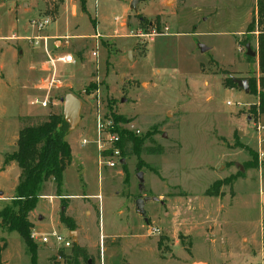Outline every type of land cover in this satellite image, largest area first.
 I'll use <instances>...</instances> for the list:
<instances>
[{"label": "rangeland", "instance_id": "obj_1", "mask_svg": "<svg viewBox=\"0 0 264 264\" xmlns=\"http://www.w3.org/2000/svg\"><path fill=\"white\" fill-rule=\"evenodd\" d=\"M257 1L142 0L136 11L133 0L0 2V170L20 130L63 112L66 95L82 101L61 197L44 185L34 231L77 239L88 264H264V116L250 112L254 95L225 86L261 80L258 56L246 55L248 42L258 53V34H246ZM45 17L38 32L31 22ZM98 114L111 133L148 135L146 151L100 164ZM20 174L16 164L0 172V212ZM140 196L159 199L145 217ZM0 239L3 262L31 264L18 233L0 229ZM51 245L33 242L38 264H71L72 248Z\"/></svg>", "mask_w": 264, "mask_h": 264}, {"label": "trees", "instance_id": "obj_2", "mask_svg": "<svg viewBox=\"0 0 264 264\" xmlns=\"http://www.w3.org/2000/svg\"><path fill=\"white\" fill-rule=\"evenodd\" d=\"M15 1L0 0V2ZM253 33L258 34L257 56L261 80L258 83L248 81V84L249 94L257 98V103L251 107L250 112L258 118L264 114V0L257 1L255 15L247 27L246 34ZM249 58L253 60L252 57ZM225 86L230 89L239 88L234 79H227ZM121 134L118 148L123 157L141 156L146 151L144 144L148 140V135L143 138L128 133ZM68 135L69 127L64 120L63 112L48 115L41 123L20 130L16 144L17 151L5 157L1 169L16 164L21 174L12 204L0 212V229L19 234L31 255V264L38 263L36 249L33 247L34 241L31 239L33 224L30 215L36 210L40 200L46 196L43 188L48 182L54 183L56 193L61 197L64 173L73 161L72 149L66 140ZM159 153L163 154V149H160ZM209 193L210 191L206 194ZM61 224L67 229L75 228L72 219L65 216L61 217ZM5 250L6 241L0 239V264H6L3 262ZM69 258L72 260L71 264H81L80 260L88 264L89 255L85 248L73 244Z\"/></svg>", "mask_w": 264, "mask_h": 264}, {"label": "built area", "instance_id": "obj_3", "mask_svg": "<svg viewBox=\"0 0 264 264\" xmlns=\"http://www.w3.org/2000/svg\"><path fill=\"white\" fill-rule=\"evenodd\" d=\"M50 24L51 19L49 17H45L42 20H34L31 22L32 27L37 29L38 32L45 31ZM37 41H40V39H37ZM63 62L65 64L72 63L73 58L67 56L63 59ZM50 88L51 87H48L46 89L49 91ZM42 106L46 107L47 103L43 102ZM97 130L99 133V152L101 159L100 164H105V166L109 169L116 168L118 165H121V161L124 160L121 154V150L118 148V144L120 143V136L117 133H111L107 125H105V120L99 114L97 119ZM256 132L258 134L260 144H264V126L257 125ZM87 144L88 143L86 141H83L84 146ZM260 156L263 157V153ZM31 239L42 246H49L51 243H53V245L51 246L56 247L58 249L62 248L66 250L71 249L74 244L71 239L67 240L57 232L39 235L36 231L33 230L31 234Z\"/></svg>", "mask_w": 264, "mask_h": 264}, {"label": "water", "instance_id": "obj_4", "mask_svg": "<svg viewBox=\"0 0 264 264\" xmlns=\"http://www.w3.org/2000/svg\"><path fill=\"white\" fill-rule=\"evenodd\" d=\"M142 0H133L131 9L136 11V7L138 3ZM199 49L201 53L205 54L210 51L208 47H205L204 45H199ZM131 52L129 53V58H130ZM246 55L248 57L255 58L257 56V53L253 51L251 48V43H248L246 45ZM235 84L242 90H244L245 93L249 94V84L247 80H236L234 79ZM61 103L63 104V117L65 122L67 123L69 127V133L74 131L80 122V114H81V109H82V101L77 98L73 94L66 95L64 98L61 99ZM125 160L121 161V165H125ZM137 179L139 182V188L140 190L144 189V175L141 172H138L137 174ZM149 201H154V202H159V199H150V198H139L135 201L136 209L137 212L145 217V211H144V206L147 202ZM42 219V217H40ZM145 222L148 223V219H145ZM73 243L75 245L78 244L77 239H74ZM197 264H204V263H197Z\"/></svg>", "mask_w": 264, "mask_h": 264}, {"label": "crops", "instance_id": "obj_5", "mask_svg": "<svg viewBox=\"0 0 264 264\" xmlns=\"http://www.w3.org/2000/svg\"><path fill=\"white\" fill-rule=\"evenodd\" d=\"M250 24V23H249ZM262 116H264V114L263 115H261L260 117H262ZM260 119V118H259ZM263 146V145H262ZM126 164V163H125ZM11 165H13V164H11ZM11 165H9V166H11ZM9 166H7L4 170H0V172H4ZM235 166H237V165H235ZM237 169H239V166L238 167H236ZM242 170H243V168H242ZM258 170L261 172L262 171V173H264L263 172V170H262V168H258ZM17 186V185H16ZM16 188V187H15ZM1 196V195H0ZM43 198H48V196H45V197H43ZM9 199H11V198H9ZM263 222H264V220H263ZM262 222V223H263ZM262 223H261V228H262ZM264 224V223H263ZM263 229V228H262ZM73 241V240H72Z\"/></svg>", "mask_w": 264, "mask_h": 264}, {"label": "flooded vegetation", "instance_id": "obj_6", "mask_svg": "<svg viewBox=\"0 0 264 264\" xmlns=\"http://www.w3.org/2000/svg\"><path fill=\"white\" fill-rule=\"evenodd\" d=\"M139 198H143L142 196H140Z\"/></svg>", "mask_w": 264, "mask_h": 264}]
</instances>
